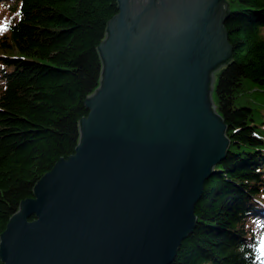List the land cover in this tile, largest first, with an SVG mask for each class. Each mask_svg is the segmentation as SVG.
<instances>
[{"label":"water","instance_id":"1","mask_svg":"<svg viewBox=\"0 0 264 264\" xmlns=\"http://www.w3.org/2000/svg\"><path fill=\"white\" fill-rule=\"evenodd\" d=\"M76 153L1 234L2 264H172L231 140L214 98L227 0H117Z\"/></svg>","mask_w":264,"mask_h":264},{"label":"trees","instance_id":"2","mask_svg":"<svg viewBox=\"0 0 264 264\" xmlns=\"http://www.w3.org/2000/svg\"><path fill=\"white\" fill-rule=\"evenodd\" d=\"M229 1L233 60L216 75L214 98L231 147L172 264H264V0ZM0 2L13 17L0 42L1 236L35 183L76 153L84 100L101 84L97 46L118 2Z\"/></svg>","mask_w":264,"mask_h":264},{"label":"rangeland","instance_id":"3","mask_svg":"<svg viewBox=\"0 0 264 264\" xmlns=\"http://www.w3.org/2000/svg\"><path fill=\"white\" fill-rule=\"evenodd\" d=\"M227 1L230 3L229 0H227ZM12 18L13 17L11 15L10 11L7 9V7L5 5H3V4H1V2H0V42L4 39V37L7 34V32H9L8 31V25H9L8 23L11 22ZM3 53H4L3 51H0V56H2ZM228 152H227V154H228ZM250 225L253 226L255 224H254L253 221H251ZM255 227H256V225H255ZM261 242L264 243V232L262 234Z\"/></svg>","mask_w":264,"mask_h":264}]
</instances>
